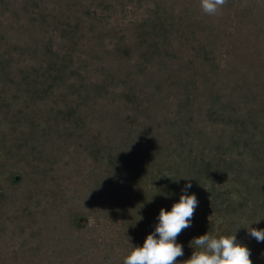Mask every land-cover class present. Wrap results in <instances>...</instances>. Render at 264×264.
<instances>
[{
    "label": "trees",
    "instance_id": "1",
    "mask_svg": "<svg viewBox=\"0 0 264 264\" xmlns=\"http://www.w3.org/2000/svg\"><path fill=\"white\" fill-rule=\"evenodd\" d=\"M56 3L22 0L47 39L29 67L0 45V264H81L93 244L81 233L89 213L64 208L54 174L56 160L74 152L91 164L95 219H123L120 251L103 264H123L143 246L160 209L170 211L189 183L198 204L177 236V264L190 258L193 238L236 230L253 264H264V242L244 228L264 229V0H227L216 15L199 0ZM133 7L143 16L127 20ZM111 12L120 21L107 26ZM4 35L0 27V44ZM92 38L102 50L81 57ZM42 201L59 208L55 216ZM6 232L22 241L9 252Z\"/></svg>",
    "mask_w": 264,
    "mask_h": 264
},
{
    "label": "rangeland",
    "instance_id": "2",
    "mask_svg": "<svg viewBox=\"0 0 264 264\" xmlns=\"http://www.w3.org/2000/svg\"><path fill=\"white\" fill-rule=\"evenodd\" d=\"M10 3L13 4L12 10L4 9V3L0 0V27L4 30L5 41L1 42V49L8 47L10 49V53L14 58V63L18 67H29L36 59L41 57L40 50L44 49V43L47 41L45 38H39L42 34L41 27L37 23H33L29 17H27L25 11L22 9L21 4L22 0H9ZM44 3L49 5L50 7H54L56 0H44ZM44 4V5H45ZM144 8H136L133 7L129 13L127 14V20L129 19H138L143 16ZM109 15L112 17L109 18V24H117V21H120V17H114L113 12ZM38 25V26H37ZM55 39L58 42L60 39L59 35L55 33ZM35 38L39 39V45H37L38 51H34L33 46L35 47ZM92 38V40L84 41V45L80 46V50L82 51L81 57L87 58V53H90L87 49L89 47H95L98 45V41ZM104 47H109V39L105 40ZM57 45V46H56ZM56 47H60L57 43ZM97 48L98 51L102 50V46ZM36 49V47H35ZM99 53V52H98ZM87 54V55H86ZM101 55V54H100ZM89 56V55H88ZM112 58L110 56H106L105 59L101 60L105 65L112 64ZM222 62L225 61V57H223ZM224 64V63H223ZM24 88H20L19 91L23 92ZM16 88L11 87L10 91L7 92V97H11L12 94L16 93ZM2 123V122H1ZM100 125L94 124L93 128ZM4 128V124L0 125V135H2V129ZM208 130V128H206ZM63 155L59 157L60 159L56 160L55 169V178H57V182L63 188L62 194L65 199V209L79 207L83 209L86 213H89L90 223L87 229H83L81 233L85 234L88 238L93 239V244L90 248L84 253H81L79 256V261L81 264H103L104 259L108 258L107 256H113L112 251L116 254L119 249L113 250L118 243L120 238V231L122 228V217H118L115 220H111L109 216H99V219H95L98 216V210L96 204V195L92 191L89 186V182L85 177L91 169L90 161L87 157H84L83 154L73 153V155ZM27 176L24 178V184L29 180H27ZM126 178L120 181V189L119 192H123L122 190L125 188ZM136 188V187H135ZM41 209L47 210L48 207H45L46 201L41 202ZM70 206V208H69ZM62 208V206H61ZM59 208L49 209V214L55 216L56 211ZM63 211V209H62ZM55 222V220H54ZM13 229V228H11ZM27 233V231H26ZM8 232L5 233V242L7 252L16 249L22 243L21 238L14 236L13 239ZM2 257L5 255L1 254ZM1 258V257H0Z\"/></svg>",
    "mask_w": 264,
    "mask_h": 264
},
{
    "label": "clouds",
    "instance_id": "3",
    "mask_svg": "<svg viewBox=\"0 0 264 264\" xmlns=\"http://www.w3.org/2000/svg\"><path fill=\"white\" fill-rule=\"evenodd\" d=\"M205 14L216 15L227 0H199ZM191 184L185 187L179 201L171 210L160 209L159 223L155 231L146 236L143 246H132L123 257V264H177V258L184 255L183 245L177 243L182 229L190 227L198 201L195 194H186ZM257 220L254 223H259ZM251 225V224H250ZM244 227L257 242H264V229ZM237 231V230H236ZM236 231L229 235H212L208 232L190 241L193 252L182 264H253L250 249L237 242ZM194 245V247H193Z\"/></svg>",
    "mask_w": 264,
    "mask_h": 264
}]
</instances>
